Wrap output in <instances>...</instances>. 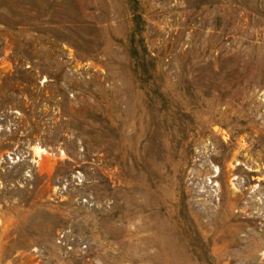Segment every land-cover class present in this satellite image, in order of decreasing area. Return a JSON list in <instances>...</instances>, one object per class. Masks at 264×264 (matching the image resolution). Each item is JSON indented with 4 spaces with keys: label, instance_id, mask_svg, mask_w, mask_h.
Masks as SVG:
<instances>
[{
    "label": "rangeland",
    "instance_id": "374dc122",
    "mask_svg": "<svg viewBox=\"0 0 264 264\" xmlns=\"http://www.w3.org/2000/svg\"><path fill=\"white\" fill-rule=\"evenodd\" d=\"M0 264H264V0H0Z\"/></svg>",
    "mask_w": 264,
    "mask_h": 264
}]
</instances>
